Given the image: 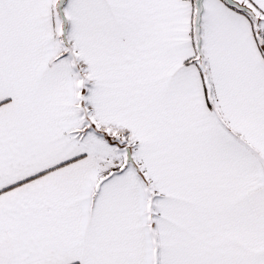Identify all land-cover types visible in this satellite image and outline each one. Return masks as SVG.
Here are the masks:
<instances>
[{"label": "snow or ice", "instance_id": "1", "mask_svg": "<svg viewBox=\"0 0 264 264\" xmlns=\"http://www.w3.org/2000/svg\"><path fill=\"white\" fill-rule=\"evenodd\" d=\"M0 264H264V0H0Z\"/></svg>", "mask_w": 264, "mask_h": 264}]
</instances>
